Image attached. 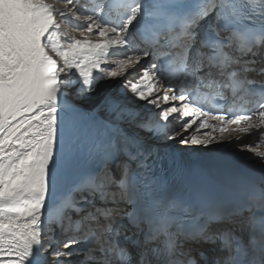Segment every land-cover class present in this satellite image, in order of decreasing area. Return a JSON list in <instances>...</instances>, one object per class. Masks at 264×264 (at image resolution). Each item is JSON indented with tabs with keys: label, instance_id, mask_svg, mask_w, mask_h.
<instances>
[{
	"label": "snow or ice",
	"instance_id": "obj_1",
	"mask_svg": "<svg viewBox=\"0 0 264 264\" xmlns=\"http://www.w3.org/2000/svg\"><path fill=\"white\" fill-rule=\"evenodd\" d=\"M224 141L238 194L174 195ZM0 264H264V0H0Z\"/></svg>",
	"mask_w": 264,
	"mask_h": 264
},
{
	"label": "bare ground",
	"instance_id": "obj_2",
	"mask_svg": "<svg viewBox=\"0 0 264 264\" xmlns=\"http://www.w3.org/2000/svg\"><path fill=\"white\" fill-rule=\"evenodd\" d=\"M120 58L119 56H111L110 59H118ZM195 125L193 126V129H189V133H193L194 129H195ZM250 137H245L244 140L241 141L242 144H247L250 142ZM173 148H181V149H185L187 152H193V151H197V152H217L219 150H223V151H228L231 153H236V157L241 158V159H245L247 160V158L251 155L250 153H237L236 151V145L235 142H228V141H224L222 143L219 144H213L210 146H179V147H175L173 146Z\"/></svg>",
	"mask_w": 264,
	"mask_h": 264
}]
</instances>
